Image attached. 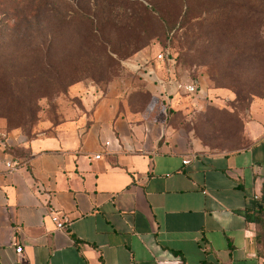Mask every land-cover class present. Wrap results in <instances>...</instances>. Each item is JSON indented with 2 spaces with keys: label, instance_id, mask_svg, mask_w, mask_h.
<instances>
[{
  "label": "crops",
  "instance_id": "obj_1",
  "mask_svg": "<svg viewBox=\"0 0 264 264\" xmlns=\"http://www.w3.org/2000/svg\"><path fill=\"white\" fill-rule=\"evenodd\" d=\"M159 64L139 54L135 74L73 85L82 110L54 135L0 139V264H264L248 219L264 193V103L247 146L212 153L162 120L203 102Z\"/></svg>",
  "mask_w": 264,
  "mask_h": 264
},
{
  "label": "rangeland",
  "instance_id": "obj_2",
  "mask_svg": "<svg viewBox=\"0 0 264 264\" xmlns=\"http://www.w3.org/2000/svg\"><path fill=\"white\" fill-rule=\"evenodd\" d=\"M65 1L76 5L82 0ZM65 1L0 0V139L12 135L17 142L28 143L56 134L82 110L70 94L73 85L105 87L124 73L135 74L127 64L137 55L162 53L161 74L167 76L170 68L182 83H196L201 93L191 100L203 102L168 108L162 117L167 126L212 153H230L248 145L245 126L252 120L251 109L254 103H264V19L259 20L263 2L105 0L106 13L112 9L116 19H125V25L131 26L107 31L105 58L98 50H63L68 32L58 22L46 20L45 10L63 15L68 7ZM94 3L90 2L93 13ZM31 7H40L39 18L27 24L26 34H17L12 30L15 11ZM150 12L154 15L148 18ZM222 15L226 18L216 25ZM224 21L227 32L223 33ZM252 24L254 36L249 31ZM240 25L243 33L235 31ZM131 28L137 29L132 37ZM52 33L54 39L49 38ZM253 39L258 48L251 46ZM49 40L54 48L46 64L44 44ZM167 55L176 63L167 62Z\"/></svg>",
  "mask_w": 264,
  "mask_h": 264
},
{
  "label": "trees",
  "instance_id": "obj_3",
  "mask_svg": "<svg viewBox=\"0 0 264 264\" xmlns=\"http://www.w3.org/2000/svg\"><path fill=\"white\" fill-rule=\"evenodd\" d=\"M91 1L92 0L90 1L82 0V1H79L76 5L74 4V2L70 3L68 1H65V4H67L68 7L66 11L63 13V15H58V14L56 15L53 10H52L53 13L51 15L49 11L45 10L46 20L48 21L53 20L54 22H58L59 26L68 32V36L62 41V47L64 51L65 50L68 51L69 48L70 50L72 48L75 50L76 48L81 51L82 50H85L86 52L94 51V53H96L95 50H98L100 51L99 53H101L106 58V33L107 31L119 30L120 28L128 27L130 25L128 24L125 25V19L124 20L116 19L117 16L112 15L111 13L112 9H110V11L106 13L109 8L107 5L105 7V3H106L105 0H99V1L94 0L95 3L92 4V6L97 7V9L93 13L92 8L90 7ZM111 1H115V0H111ZM255 1H260V2H263L264 4V0H255ZM83 2H85L86 5H83V6L78 5L80 3L83 4ZM109 4L112 5L111 3ZM240 4L242 3L240 2ZM233 6L235 7V5ZM237 8L239 9L243 7L238 6ZM38 11H40V7H31V8H25L23 10H16L15 15H14V20L16 23L13 25L12 30H14V32H16L17 34H26V31L28 32L27 24H31L34 21H37V19L39 18ZM156 12L158 14L162 13L159 10ZM148 14L149 13H147V15ZM152 15L154 14L150 12V16L148 15V18L152 17ZM225 18H226L225 15H222L220 19L217 18L216 25L223 22ZM262 19H264V14L259 20L262 21ZM163 20L167 21V19H163ZM129 22L130 21L127 20V23ZM132 22L134 23L136 22L135 18L132 19ZM225 25L226 24L224 21L223 26H221L222 27L221 31H223V33L227 32V26ZM251 28L252 29L249 28V31L254 36V34H256V32L254 33V30L256 29V25L252 24ZM130 30L132 31V33H130V37H132V34L134 35L137 29L131 28ZM235 31L243 33L244 27L240 25V27H238L237 30ZM235 31H228V32L234 33ZM49 38L54 39V33L49 35ZM250 44L252 47L258 48V42H256V40L254 39L253 41L251 40ZM44 47H45V52H46V64H48L50 57H51V51L54 48L53 41L51 40H49V42L46 41V44H44ZM58 47L59 46L56 45V49ZM110 58L113 59L112 56H110ZM167 60H173L174 63H176L175 62L176 58H174L171 55L167 56ZM168 71H169V74H167V76L165 77L172 79V80L180 81L175 75L174 70L169 68ZM137 72H138V75L141 74L142 78H145L147 76V71L144 69L138 70ZM248 219L251 220L253 223H255L257 226V241L259 244V253L261 257H264V195L261 197L260 201H257L254 204L252 212L248 213Z\"/></svg>",
  "mask_w": 264,
  "mask_h": 264
},
{
  "label": "built area",
  "instance_id": "obj_4",
  "mask_svg": "<svg viewBox=\"0 0 264 264\" xmlns=\"http://www.w3.org/2000/svg\"><path fill=\"white\" fill-rule=\"evenodd\" d=\"M168 56V55H167ZM167 56H166V59H167ZM156 59L158 61H160L161 63H163L162 61L164 60V55L162 53L158 54L156 56ZM168 61H173V60H168ZM141 70V69H140ZM150 76V78L158 83V79L156 78V75L151 72L150 74H148ZM179 89L184 92L186 95H188L189 97H196L199 93H200V89L198 87V85L196 83H182L180 82V86H179ZM108 146V144L106 145ZM96 158H100V156H97ZM190 161L189 160H186L184 161V164H189ZM10 167L12 166L11 163L8 164ZM52 221L56 224V227L58 230H64L65 229V220L60 218L58 215H53L52 216ZM17 252L19 254H21L23 252V248L22 247H17Z\"/></svg>",
  "mask_w": 264,
  "mask_h": 264
}]
</instances>
